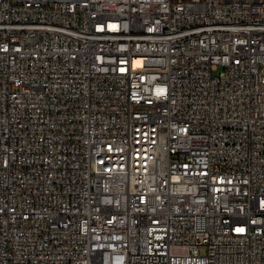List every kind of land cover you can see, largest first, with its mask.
<instances>
[{"label":"built area","instance_id":"1","mask_svg":"<svg viewBox=\"0 0 264 264\" xmlns=\"http://www.w3.org/2000/svg\"><path fill=\"white\" fill-rule=\"evenodd\" d=\"M0 264H264V0H0Z\"/></svg>","mask_w":264,"mask_h":264}]
</instances>
